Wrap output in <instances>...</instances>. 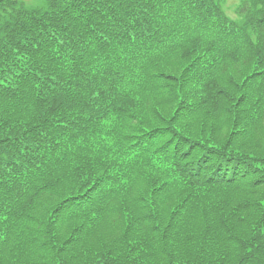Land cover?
Here are the masks:
<instances>
[{
	"label": "trees",
	"instance_id": "trees-1",
	"mask_svg": "<svg viewBox=\"0 0 264 264\" xmlns=\"http://www.w3.org/2000/svg\"><path fill=\"white\" fill-rule=\"evenodd\" d=\"M0 0V264H264V0Z\"/></svg>",
	"mask_w": 264,
	"mask_h": 264
},
{
	"label": "rangeland",
	"instance_id": "rangeland-1",
	"mask_svg": "<svg viewBox=\"0 0 264 264\" xmlns=\"http://www.w3.org/2000/svg\"><path fill=\"white\" fill-rule=\"evenodd\" d=\"M24 5L31 7L29 3H33L35 0H20ZM237 3V0H226L225 6L227 13L232 17L235 18V14L233 12L235 4Z\"/></svg>",
	"mask_w": 264,
	"mask_h": 264
}]
</instances>
